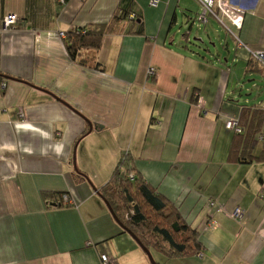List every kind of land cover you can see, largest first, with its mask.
Segmentation results:
<instances>
[{
    "label": "crops",
    "instance_id": "0c3cea01",
    "mask_svg": "<svg viewBox=\"0 0 264 264\" xmlns=\"http://www.w3.org/2000/svg\"><path fill=\"white\" fill-rule=\"evenodd\" d=\"M194 1L0 0V74L14 79L0 75V264H103V255L151 264L97 193L125 152L200 232L202 257L151 251L158 264H264V162H230L225 129L246 108H264L254 56L264 53V0H229L246 10L239 26L221 21L232 67L174 33L179 13L190 22L199 14L179 10L202 9ZM121 6L142 15L145 35H127L124 23L72 61L61 33L108 24ZM8 14L19 22L6 30ZM244 78L261 79L257 97L239 93ZM65 193L73 205L58 204ZM209 200L242 208L243 219L215 211L217 226L203 232Z\"/></svg>",
    "mask_w": 264,
    "mask_h": 264
},
{
    "label": "trees",
    "instance_id": "16d2710c",
    "mask_svg": "<svg viewBox=\"0 0 264 264\" xmlns=\"http://www.w3.org/2000/svg\"><path fill=\"white\" fill-rule=\"evenodd\" d=\"M124 23L131 24L127 35H145L142 15L137 10L121 6L110 23L88 26L65 35L70 59L82 64L81 57L85 51H99L105 35L117 32ZM96 69L101 68L97 65ZM0 75L4 79H12ZM238 120L242 133H234L229 161L241 165L264 162V137L260 155H254L258 136H264V108H246ZM99 192L119 223L130 230L150 252L159 253L167 259L202 254L199 230L191 227L175 205L146 182L130 153L122 154L112 177ZM65 194H56L61 199L58 203L61 206L65 205L62 202Z\"/></svg>",
    "mask_w": 264,
    "mask_h": 264
},
{
    "label": "built area",
    "instance_id": "2783aa9c",
    "mask_svg": "<svg viewBox=\"0 0 264 264\" xmlns=\"http://www.w3.org/2000/svg\"><path fill=\"white\" fill-rule=\"evenodd\" d=\"M202 7L201 13H199L195 19H193L192 24L199 23L200 27L202 25H207L209 22V17L214 16L218 18L217 14L214 12V9L220 11L222 17L228 16L231 18V21L234 25L239 26L243 20V16L246 14V10L237 7L232 4L229 0H197ZM159 5V0H152L151 6L157 7ZM19 18L15 14H8L3 19V28L4 29H13L17 26ZM61 36L65 38V34L61 33ZM255 59L264 64V53L257 52L254 53ZM150 75H153V70L150 72ZM5 84H0V89L5 88ZM225 129L233 133H242V129L239 125V120L237 118H230L225 121ZM62 202L65 205H73L72 197L69 194H65L62 197ZM207 208L209 210V217L206 224L203 227V232H208L210 229L217 226L215 221V211L228 214L231 218L236 220H242L244 217V210L240 207L234 208L231 212H228L225 205H221L214 200H209L207 203ZM200 253L198 257H202ZM103 264H110V261L106 255L101 257Z\"/></svg>",
    "mask_w": 264,
    "mask_h": 264
},
{
    "label": "rangeland",
    "instance_id": "374dc122",
    "mask_svg": "<svg viewBox=\"0 0 264 264\" xmlns=\"http://www.w3.org/2000/svg\"><path fill=\"white\" fill-rule=\"evenodd\" d=\"M190 1L195 3L194 0ZM179 10H189L190 12H187V14L191 16V18H194V15H192L193 13L195 14L198 11L199 13H201L202 11V9L198 5H192V3L191 5L189 4L188 7L180 8ZM214 12L217 14L218 18L210 16L209 23L207 25H202L201 27L199 23L192 24V21L190 22L186 20L185 13H179V25L178 27H176L174 33L177 34L179 30L177 38L180 39V41H183L185 40L183 39V37L188 32L191 45L196 44L195 46L192 45L191 48L195 49L196 52L202 55H208L209 50L210 53H212L217 59H219L221 63H226V59L231 57L232 61L227 64L232 67V62L236 60V55L234 52H232L231 55L227 52V44H224V41H227V43H229L231 46L233 42L231 39L226 37L223 31V27H225V25L222 23L225 20L224 17L221 16L219 10H217L216 8L214 9ZM199 37L203 42L197 40V38ZM228 39L230 40V42ZM234 66L236 67L239 65L234 64ZM260 80V78H256L254 79V81L250 82V79L244 78L239 87V93H243L244 97L247 94H251L252 97L256 95L255 97H257L258 91L260 90L262 84V81ZM253 84H257L259 88L254 89L252 87Z\"/></svg>",
    "mask_w": 264,
    "mask_h": 264
},
{
    "label": "water",
    "instance_id": "95a60500",
    "mask_svg": "<svg viewBox=\"0 0 264 264\" xmlns=\"http://www.w3.org/2000/svg\"><path fill=\"white\" fill-rule=\"evenodd\" d=\"M10 80H14L13 78L10 79ZM92 130V128H91ZM98 195L102 198L101 194L99 191H97ZM103 199V198H102ZM104 200V199H103ZM104 202L106 203V205L108 206L113 218L115 219V221L117 222V224L125 231L127 232L130 236H132V238L137 242V244L140 246V248H142V250L147 254L151 264H158L155 259L153 258L152 256V253L141 243V241L130 231L128 230L124 225H121L119 223V220L113 215V212H112V209L111 207L109 206V204L104 200Z\"/></svg>",
    "mask_w": 264,
    "mask_h": 264
},
{
    "label": "bare ground",
    "instance_id": "6f19581e",
    "mask_svg": "<svg viewBox=\"0 0 264 264\" xmlns=\"http://www.w3.org/2000/svg\"><path fill=\"white\" fill-rule=\"evenodd\" d=\"M247 2H249L250 0H246Z\"/></svg>",
    "mask_w": 264,
    "mask_h": 264
}]
</instances>
